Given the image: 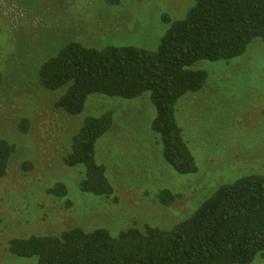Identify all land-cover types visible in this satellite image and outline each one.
Instances as JSON below:
<instances>
[{
	"label": "rangeland",
	"instance_id": "obj_1",
	"mask_svg": "<svg viewBox=\"0 0 264 264\" xmlns=\"http://www.w3.org/2000/svg\"><path fill=\"white\" fill-rule=\"evenodd\" d=\"M194 0H0V139L15 147L0 179V264H37L7 251L12 239L58 235L79 227L114 237L145 225L172 229L216 191L249 174L264 173V42H251L230 61L198 62L207 74L198 92L176 104V121L197 173L178 174L164 159L153 132L156 109L149 92L131 100L88 97L83 111L67 115L53 106L64 91L39 87L37 70L71 42L88 48L134 47L155 52ZM110 113L111 127L95 144L114 195L82 193L83 168L62 157L86 118ZM25 126L21 132L19 124ZM28 162L30 167L23 168ZM84 173V171H83ZM56 183L66 200L47 193ZM168 190L164 206L156 195ZM252 264H264L257 256Z\"/></svg>",
	"mask_w": 264,
	"mask_h": 264
},
{
	"label": "trees",
	"instance_id": "obj_2",
	"mask_svg": "<svg viewBox=\"0 0 264 264\" xmlns=\"http://www.w3.org/2000/svg\"><path fill=\"white\" fill-rule=\"evenodd\" d=\"M166 21L170 27L155 52L71 42L40 64L37 79L43 90L64 89L53 106L71 116L83 111L91 95L131 100L149 92L157 112L152 130L161 139L164 159L178 174L190 175L197 167L177 124L176 104L187 93L200 91L207 80L205 72L191 67L239 58L252 41L264 42V0H194L184 19ZM24 122L19 124L22 133ZM111 122L110 113L86 118L62 157L66 167L83 168L78 188L84 194L114 195L94 156L95 144ZM14 151L0 139V179ZM47 193L65 200L68 194L62 183ZM156 198L164 206L175 200L168 190ZM7 251L17 258H37V264H252L257 256L264 257V173L223 185L168 231L145 225L114 237L104 229L76 227L58 235L12 239Z\"/></svg>",
	"mask_w": 264,
	"mask_h": 264
}]
</instances>
